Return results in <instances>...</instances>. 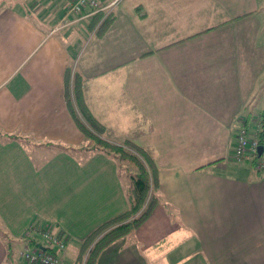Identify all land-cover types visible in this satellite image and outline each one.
I'll return each mask as SVG.
<instances>
[{
  "label": "crops",
  "instance_id": "crops-1",
  "mask_svg": "<svg viewBox=\"0 0 264 264\" xmlns=\"http://www.w3.org/2000/svg\"><path fill=\"white\" fill-rule=\"evenodd\" d=\"M69 2L0 0V264H29L32 225L78 246L60 254L76 264L130 207L132 170L68 109L69 68L106 139L159 169L152 215L97 264H264V169L234 155L264 113V0H121L90 37L61 27Z\"/></svg>",
  "mask_w": 264,
  "mask_h": 264
},
{
  "label": "trees",
  "instance_id": "trees-1",
  "mask_svg": "<svg viewBox=\"0 0 264 264\" xmlns=\"http://www.w3.org/2000/svg\"><path fill=\"white\" fill-rule=\"evenodd\" d=\"M112 22V13L97 12L89 27H97V34L103 35ZM66 100L76 125L90 146L112 152L120 163H126L132 170L129 209L99 225L81 243L76 264H97L105 249L137 230L152 215L160 200L157 193L159 169L143 146L130 139L116 144L105 138L106 126L94 116L86 102L84 78L78 72L74 73L72 68L66 73ZM261 116L264 126V113ZM28 242H33V239L27 236Z\"/></svg>",
  "mask_w": 264,
  "mask_h": 264
},
{
  "label": "built area",
  "instance_id": "built-area-1",
  "mask_svg": "<svg viewBox=\"0 0 264 264\" xmlns=\"http://www.w3.org/2000/svg\"><path fill=\"white\" fill-rule=\"evenodd\" d=\"M118 1L111 0L109 3L104 4L103 0H70L64 26L85 20L100 10L112 7ZM260 147L262 148L261 151ZM235 158L237 161L250 163L255 170L264 169V126L262 116L259 117L254 131L250 132L247 127L240 130ZM27 236L33 239V242H28L24 246L21 255L29 264H60V254L66 248V238L64 236L48 228L34 225L28 228Z\"/></svg>",
  "mask_w": 264,
  "mask_h": 264
},
{
  "label": "rangeland",
  "instance_id": "rangeland-1",
  "mask_svg": "<svg viewBox=\"0 0 264 264\" xmlns=\"http://www.w3.org/2000/svg\"><path fill=\"white\" fill-rule=\"evenodd\" d=\"M119 1H121V0H119ZM118 1V2H119ZM117 2V3H118ZM117 3H115V5H113L112 7H107V8H105V10H100V11H98V12H105L107 15L108 14H110V13H112L111 11H112V9L116 6V4ZM96 14V13H95ZM94 14V15H95ZM94 15H92V16H94ZM92 16L91 17H88L87 19H85V20H82V21H80V22H78V23H74L73 25H74V27H80V28H84L85 30H86V33H85V35H87V34H89L87 37H90V35H91V32L89 31V30H92L93 31V34L95 33V34H97V27H94V30L93 29H91L89 26V24H90V22H91V19H92ZM66 18V17H65ZM64 18V19H65ZM64 23H65V21L63 20V23H62V26L61 27H66V26H64ZM70 26V25H69ZM73 27V26H72ZM90 28V29H89ZM96 29V30H95ZM74 72V71H73ZM105 138H106V135H105ZM87 139V138H86ZM87 141L89 142V140L87 139ZM90 143V142H89ZM121 143H123V142H121ZM89 145H91V144H89ZM236 150V149H235ZM235 155V154H234ZM236 159V158H235ZM126 164V163H125ZM258 171V170H257ZM261 171V170H260ZM66 247H67V242H66ZM78 247V246H77ZM75 245H73V244H69L68 245V247H67V251L69 250V252H71V253H74V251H75V248H77ZM66 249V248H65ZM77 250V249H76ZM26 261V260H25ZM27 262V261H26ZM68 263H70V262H67L66 264H68ZM60 264H61V262H60Z\"/></svg>",
  "mask_w": 264,
  "mask_h": 264
},
{
  "label": "water",
  "instance_id": "water-1",
  "mask_svg": "<svg viewBox=\"0 0 264 264\" xmlns=\"http://www.w3.org/2000/svg\"><path fill=\"white\" fill-rule=\"evenodd\" d=\"M261 149H262V148L260 147V151H261ZM41 247H42L43 249H45V247H43V246H41Z\"/></svg>",
  "mask_w": 264,
  "mask_h": 264
}]
</instances>
